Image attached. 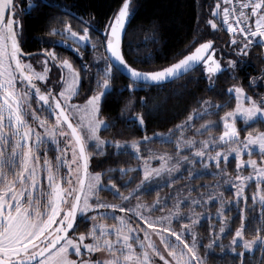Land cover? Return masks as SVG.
Listing matches in <instances>:
<instances>
[{
    "label": "snow or ice",
    "instance_id": "6c2138e0",
    "mask_svg": "<svg viewBox=\"0 0 264 264\" xmlns=\"http://www.w3.org/2000/svg\"><path fill=\"white\" fill-rule=\"evenodd\" d=\"M25 5L20 8L17 0H0V264H205L201 248L216 247L220 255L231 254L233 264H250L245 253L254 254L258 248L264 264V130L237 126L238 118L245 126L264 124V94H249L243 84L224 89L234 99V107L218 121L204 120L195 129L208 131L207 139H185V130L195 119L224 107L210 98L199 99L201 110L193 109L166 133H145L131 141L100 135L112 126L101 114L118 75L127 83L117 91L130 94L160 87L197 67L209 89L225 72L238 78L254 44L264 46V0H213L204 25L226 30L225 44L194 37L178 59L154 68L137 66L150 63L152 53L142 56L129 35L142 27L129 28L135 15L133 0H118L99 28L94 14L87 13L85 19L59 0H25ZM43 6L58 9L82 26L49 12L44 17L48 35L33 38L52 47L27 52L22 46L25 15ZM152 25L154 33L156 22ZM56 34L62 39L50 38ZM58 45L71 50L80 64L58 54ZM81 48L102 51L85 63ZM53 68L58 70L57 79L50 75ZM248 83L253 88L255 78L249 77ZM138 100L142 110L126 118L143 130L156 105L149 106L145 97ZM120 118H125L123 110ZM218 123L223 130L213 136L209 130ZM154 139L174 144V152L156 156L151 149H142ZM121 150H131L137 159L134 170L121 167V176L115 179L109 175L116 171L111 167L92 170L99 167L93 157L107 159ZM49 151L54 155L50 157ZM208 170L220 177L211 187L201 183L181 189L176 184L183 172L191 180ZM130 171L139 174L132 188L128 185L134 177L123 178ZM223 184L229 185L230 197L220 190ZM161 185L170 191L163 196L157 192L151 202L137 195ZM201 188L206 191H198ZM101 191L111 192L113 200L102 199ZM209 205H217L214 215ZM233 206L235 215H226ZM202 218L209 220L208 244L196 231ZM84 221L88 224L80 231ZM248 231H254L251 238H246ZM229 233L226 253L220 240Z\"/></svg>",
    "mask_w": 264,
    "mask_h": 264
},
{
    "label": "trees",
    "instance_id": "16d2710c",
    "mask_svg": "<svg viewBox=\"0 0 264 264\" xmlns=\"http://www.w3.org/2000/svg\"><path fill=\"white\" fill-rule=\"evenodd\" d=\"M133 1L136 2L135 15L129 28L131 29L136 25H141L142 27L137 28L135 32L130 31L129 35L132 38L134 46L139 44V50L142 56L149 52L152 53L151 62L138 64V67L154 68L172 63L173 58L178 59L180 50L192 41L194 37L214 39L218 45H224L228 39L226 30L213 31L210 26L205 27L204 25V20L211 15L207 9L209 4L213 3V0ZM17 2L20 8L26 6L25 0H17ZM59 3L69 6L73 12H79L85 19L89 18L87 13L90 12L94 14L96 27L99 28L102 26V22L106 17L111 16L112 11L117 6L118 0H59ZM49 12L55 13L63 19L71 20L74 26H82L79 25V22L73 19V17L67 16L58 9L43 6L32 14L25 15L27 31L25 42L22 45L25 51L32 52L39 48L52 47L49 43H42L33 38L36 35H48L47 29L44 27V17L45 14ZM198 16L201 17L199 21ZM153 21L156 22L154 33ZM55 26L60 27L58 24ZM201 29H203V31H201ZM96 35H98V33ZM50 38L57 41L62 39L59 34L51 36ZM56 51L60 53V55H63L62 52H64V57H69L74 60L77 66L80 64L79 58L68 48L58 45L56 46ZM81 51L85 53V60L88 61L87 63H90L89 61L93 50L90 48L88 50L81 48ZM244 59L245 62L241 65L238 78L233 79L225 72L215 80L212 89L206 87V82L201 78L200 68L198 67L186 73L184 76L165 83L160 87H151L149 90H140L134 94H130L127 90L117 91V89L122 88V86L127 83L126 77L118 75L112 81L113 91L109 96V101L105 110L101 114L110 121L112 126L107 130L102 129L100 132L101 137L131 141L144 136L145 133L149 136L156 132H167L174 124L183 121L193 109L201 108V105L198 103L199 99L210 98L213 104H223L224 107L214 109L207 115V117L214 116L219 118L224 111L234 107V99L230 100L229 96L224 92V89L228 88L233 81L240 82L249 90L256 88L264 91V86L256 84L260 78L264 77V72L261 71V69H264V46L255 44L250 49L248 56ZM54 69L55 68H53L51 72L55 71ZM92 71L95 72V69L92 68ZM249 77L258 78L251 89L248 83ZM85 84H87V81H85ZM80 91L83 94L85 88L82 87ZM139 97L147 98L149 106L156 105L151 113L146 128L143 130L136 125L135 121L126 118L127 115L142 110L138 100ZM129 101H131V106H129ZM122 110L125 113V118H120ZM217 127L218 130H222L220 125ZM240 127L262 129L264 128V124L257 122L256 124L249 123L247 126L240 125ZM48 155L51 157L54 153L49 151ZM93 163H99V167L92 169L93 171H100L101 169H107L109 167L116 169L115 172L109 174L115 179L121 176L119 172L121 167H128L134 170L138 162L135 156L131 154V150H121L119 153L109 154L107 159L103 156L93 157ZM130 177H134V179L132 183L128 185V188L135 186L136 182L139 180V174L135 171H130L124 175L123 178L127 180ZM117 183H120V181L117 180ZM121 190L127 193V189L122 187ZM144 196L146 200L152 201L156 193L155 191H150ZM108 199L111 198L108 197ZM86 224H88V221H84L79 230L84 231V225ZM253 224H256V221H253ZM234 227L235 225H233V229ZM200 229L203 236L207 238V221L202 223ZM253 234L254 231L246 232L248 237H251ZM229 236L231 237V233ZM219 253L220 249L218 247H216V252H209L207 254L208 264H233L234 257L231 254L220 255ZM226 253H228V251H226ZM261 256L262 253L258 248L255 250L254 254L245 253V259L248 260L250 264H262Z\"/></svg>",
    "mask_w": 264,
    "mask_h": 264
},
{
    "label": "rangeland",
    "instance_id": "374dc122",
    "mask_svg": "<svg viewBox=\"0 0 264 264\" xmlns=\"http://www.w3.org/2000/svg\"><path fill=\"white\" fill-rule=\"evenodd\" d=\"M133 4L136 5V2L133 1ZM254 45H255V44H254ZM99 51H102V50H99ZM99 51H97L96 53H94V52L92 53L91 58H90V61H89L90 63H91V61H92V59H93L94 54H99ZM224 51L227 52L228 49H225V48H224ZM62 53H63V55L61 54V56L64 57V52H62ZM58 54H60V53H58ZM66 58H67V57H66ZM68 58H69V57H68ZM229 58H231V59H236L235 56H232V57L225 56V60H227V59H229ZM69 59H70V58H69ZM70 60H72V59H70ZM72 61H73V63L75 64L74 60H72ZM79 61H80V60H79ZM84 62H85V59H84ZM85 63H87V61H86ZM75 65H76V64H75ZM93 68L95 69V67H93ZM54 70H55V71L51 72L50 75L52 76V79H57V78H58V76H57V72H58V70H57L56 68H55ZM254 78H255V81H257L258 78H257V77H254ZM41 83H42V82H41ZM214 83H215V81H214ZM232 84H241V83H240V82H237V81H233ZM256 84L261 85V86H264V77L260 78V79L256 82ZM245 88H246V87H245ZM246 89H247V88H246ZM80 90H81V89H80ZM252 91H255V92H259V93H261V94H264V91H261L260 89H256V88H253V90H249V94H252ZM197 110H201V108H199V109H197ZM213 110H214V109H213ZM207 115H208V114H207ZM207 115H203V116H202L203 118H202V117H201V118H197V119H195L193 122H191V123H192V127H190V128H188V129L185 130V132H186L185 139L193 138V137H194L196 140H201V139H207V138H208V136H209V132H208V131L203 132V133H197V132L195 131L196 128H199L200 125L203 124L204 120L218 121V118H216V117H214V116H212V117H207ZM197 120H200V121H197ZM219 125L222 127V123H218L217 126H219ZM240 125H241V126H245L244 122H243L241 119L238 118V119H237V126L240 127ZM217 126H216V127H213L212 129L209 130V131L212 133L213 136L218 135L219 132H220V130H218V127H217ZM219 129H220V128H219ZM222 130H223V129H222ZM222 130H221V131H222ZM261 130H264V128H262ZM160 133H166V132H160ZM176 135L178 136V135H180V134H179V133H176ZM149 136H152V135H149ZM173 139H175V137H173ZM197 147H199V144H197ZM142 149H151L152 154H153V155H156V156H159L160 154L165 153V152H167V153H169V154H172V153L174 152V144H171V143H164V142H162V141H160V140H158V139H154V140H150V141H148V142H147V145H142ZM141 154H142V155H146V154H148V153H147V151H142ZM182 155H189V152H183ZM254 155H255V153H254ZM196 167L199 168L200 166H199V165H196ZM135 168H136V167H135ZM229 171H231V166L229 167ZM219 179H220L219 176H216V175H212V174H210V170L205 171L203 174H201V175L197 176L195 179H191V180L188 178L187 172H183L182 176H177V177H176V184L180 185V186H181V189L185 188V187L188 186V185H199V184H201V183H205V184H207V185H209V186L211 187V186L214 185V184L216 183V181H218ZM228 189H229V185H228V184H223V185L221 186V189H220V190L224 192L225 197H230V196L232 195L231 191H229ZM251 190H252L251 188L248 189L249 192H251ZM151 191H155L156 194H157V192H159L160 195L163 196L165 193H168V192L170 191V189H169L168 187H165L164 185H161L158 189H157L155 186H153ZM198 191H206V189H202V188H201V189H198ZM146 193H148V192H141V193H138L137 195L139 196V198H140L141 201H144V202H151V201L146 200V197L144 196ZM110 194H111V192H108V191H101V192L99 193V195L101 196L102 199L111 202V201H112V196H111L112 194H111V195H110ZM125 194H127V193H125ZM209 194H211V193L209 192ZM191 195H192L193 197H196L197 192H196V191H193V192L191 193ZM108 197L111 198V199H108ZM155 197H156V196H155ZM155 197H154V199H155ZM133 202H135V200H134ZM216 206H217V205H209V206H208V211H211V212L213 213V215H214V213H215V207H216ZM186 207H187V206H185V208H186ZM195 211L200 212V211H202V209H201V208H196ZM235 213H236V209H235V207L233 206L232 210L229 211L228 213H226V215H228V216H234ZM157 214H159V213H157ZM204 221H207V225H208V223H209L208 218H202L201 221H200V225H202V223H203ZM106 222L111 223L110 220H108V221H106ZM217 227H218V226H217ZM196 231H197V232L200 234V236L203 238V243H204V244H208V243H209V237H208L209 234H208L207 238H205V237L203 236L202 232H201L200 227H198V228L196 229ZM229 234H230V233H229ZM229 234L223 236V237L221 238V240H220V243H221L222 245L225 246V251H228L229 246H230V240H231V237L229 236ZM246 238H251V237H248V236L246 235ZM218 248H219V247H218ZM219 249H220V248H219ZM211 251L216 252V248H214V249H212V250H210V251H206L205 249L201 248V253H202V255L205 256V264H208V262H207V254H208L209 252H211Z\"/></svg>",
    "mask_w": 264,
    "mask_h": 264
},
{
    "label": "water",
    "instance_id": "95a60500",
    "mask_svg": "<svg viewBox=\"0 0 264 264\" xmlns=\"http://www.w3.org/2000/svg\"><path fill=\"white\" fill-rule=\"evenodd\" d=\"M181 76H184V75H181ZM181 76H179V77H181ZM179 77H178V78H179ZM176 79H177V78H176ZM176 79H174V80H176ZM172 81H173V80H172ZM164 84H165V83H164Z\"/></svg>",
    "mask_w": 264,
    "mask_h": 264
},
{
    "label": "flooded vegetation",
    "instance_id": "af4514ba",
    "mask_svg": "<svg viewBox=\"0 0 264 264\" xmlns=\"http://www.w3.org/2000/svg\"><path fill=\"white\" fill-rule=\"evenodd\" d=\"M84 59H85V55H84ZM87 60H85V62H86ZM88 62V61H87Z\"/></svg>",
    "mask_w": 264,
    "mask_h": 264
}]
</instances>
